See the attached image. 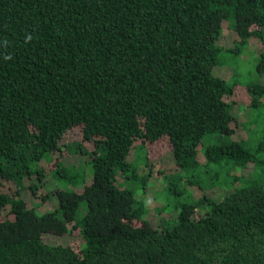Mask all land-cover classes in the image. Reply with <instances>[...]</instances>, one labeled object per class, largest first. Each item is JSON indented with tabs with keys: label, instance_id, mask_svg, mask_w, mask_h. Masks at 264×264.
Returning <instances> with one entry per match:
<instances>
[{
	"label": "trees",
	"instance_id": "trees-1",
	"mask_svg": "<svg viewBox=\"0 0 264 264\" xmlns=\"http://www.w3.org/2000/svg\"><path fill=\"white\" fill-rule=\"evenodd\" d=\"M251 41L245 103L217 66ZM153 171L191 190L171 225L120 184ZM75 231L79 250L44 239ZM263 262L264 0H0V264Z\"/></svg>",
	"mask_w": 264,
	"mask_h": 264
},
{
	"label": "rangeland",
	"instance_id": "rangeland-1",
	"mask_svg": "<svg viewBox=\"0 0 264 264\" xmlns=\"http://www.w3.org/2000/svg\"><path fill=\"white\" fill-rule=\"evenodd\" d=\"M231 34V33H230ZM232 35V34H231ZM230 37V35H229ZM257 43H253L252 41L249 45L245 46L243 49V53L239 55L233 56L232 59H223L225 65H222L221 62L217 66L219 68L220 73L223 75L224 78L231 81V69L233 66L238 65L237 72H235V79L239 82V86L237 87L238 98L240 101L247 103L248 102V95L245 92L244 85L247 81L251 79H255V74L252 73L255 70V64L257 60V55L255 49L258 48ZM226 55V54H224ZM228 60V62H225ZM234 60V61H233ZM233 66H231V65ZM229 66V67H228ZM244 103V104H245ZM243 105V104H242ZM246 106V104H245ZM244 107V105H243ZM236 107L235 109H237ZM245 112L250 116V112L248 109L245 108ZM82 131L79 127L73 128L66 136L65 141L71 142L74 140H80ZM165 140L161 143H147V153L149 159V166L153 167V170L156 172L157 168L164 167V168H174L173 157L170 151L167 149V145H164ZM85 157L82 154H67L64 158V161L67 164H74L79 165L82 163L83 165L86 164ZM134 154L131 153L129 155V160L133 161ZM139 165L138 171L139 176L142 177L145 174V167L143 163L137 164ZM153 171V175L151 180L147 182L146 186L138 181L137 179H131L130 177L121 178L120 184L124 188H129L134 191L135 197L138 200H142L145 203L146 207V217H149L150 220L154 224H159L163 221L165 223L163 225H171L177 218V215L180 211V204L184 202H188L191 197V190L188 187H183V193H177L173 190L168 188L167 182H164V179L157 178V174L155 175ZM90 178V177H89ZM88 178V180H89ZM69 186L68 182L63 181L54 177L52 174H49L48 179L45 184V191H52L56 188H67ZM42 195V194H41ZM198 195V194H196ZM51 201H44L42 202L40 198H38L37 202H39L40 209H48L54 204L57 203L56 195L51 194ZM86 210L85 202H81V206L78 211V218L82 219ZM39 211V210H38ZM44 239L46 241L55 242V243H62L68 244L74 247L76 250H79L81 245V237L77 231L73 233H67L62 235H57L53 233H47L44 235Z\"/></svg>",
	"mask_w": 264,
	"mask_h": 264
},
{
	"label": "water",
	"instance_id": "water-1",
	"mask_svg": "<svg viewBox=\"0 0 264 264\" xmlns=\"http://www.w3.org/2000/svg\"><path fill=\"white\" fill-rule=\"evenodd\" d=\"M261 264H264V262H263V263H261Z\"/></svg>",
	"mask_w": 264,
	"mask_h": 264
}]
</instances>
